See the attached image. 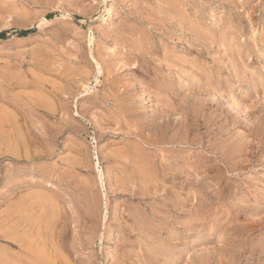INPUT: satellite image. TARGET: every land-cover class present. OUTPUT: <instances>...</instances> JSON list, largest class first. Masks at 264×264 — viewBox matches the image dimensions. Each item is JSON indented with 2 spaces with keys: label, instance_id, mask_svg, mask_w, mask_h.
I'll return each instance as SVG.
<instances>
[{
  "label": "rangeland",
  "instance_id": "obj_1",
  "mask_svg": "<svg viewBox=\"0 0 264 264\" xmlns=\"http://www.w3.org/2000/svg\"><path fill=\"white\" fill-rule=\"evenodd\" d=\"M0 34V264H264V0H0Z\"/></svg>",
  "mask_w": 264,
  "mask_h": 264
},
{
  "label": "bare ground",
  "instance_id": "obj_2",
  "mask_svg": "<svg viewBox=\"0 0 264 264\" xmlns=\"http://www.w3.org/2000/svg\"><path fill=\"white\" fill-rule=\"evenodd\" d=\"M93 59V58H92ZM97 64V63H96ZM97 66H98V64H97ZM100 68V67H99ZM84 86V85H83ZM211 90H213V92L218 96V98H220V99H222V100H224V104H226V105H228V106H230L231 108H237L238 110H239V112L241 113V114H243L244 113V109L237 103V101L232 97V96H227V95H225L224 93H222V92H220V90L218 91L217 89H211ZM221 101V100H220ZM72 105V104H71ZM238 112V111H237ZM137 146V145H136ZM142 148V147H141ZM136 150V149H135ZM142 150V149H141ZM146 150V149H145ZM147 152V151H146ZM133 153H135V152H133ZM140 153V152H139ZM148 155V154H147ZM150 155V154H149ZM132 156H133V154H132ZM142 157V156H141ZM141 157H140V159H141ZM147 157H149V156H147ZM132 158H134V157H132ZM147 159V158H146ZM149 159H151V158H149ZM142 160V162H144L143 161V159H141ZM59 161V160H58ZM136 161V160H135ZM96 162V161H95ZM136 162H139V161H136ZM149 162H150V160H149ZM97 163V162H96ZM148 164V162H145V164ZM134 164H135V162H134ZM137 165V168H135L136 170H134L133 171V173L139 178V176L140 177H143V176H146V171H144L143 170V168H142V165L140 166V165H138V163L136 164ZM152 165V164H151ZM150 165V166H151ZM147 166V165H146ZM73 167V166H72ZM88 167V166H87ZM96 167V166H95ZM133 167V166H132ZM134 167H136L135 165H134ZM85 168V167H84ZM149 168V167H148ZM61 169V168H60ZM93 169V168H92ZM151 169V168H150ZM55 170V169H54ZM54 170H52V171H54ZM95 170H98V169H95ZM133 170V169H132ZM147 170V169H146ZM56 171V170H55ZM131 172V171H130ZM58 174V173H57ZM97 174V173H96ZM151 176V175H150ZM137 177L135 178V180L137 179ZM148 177V176H147ZM131 178V177H130ZM132 179V178H131ZM134 179V178H133ZM141 181H143L142 179H140ZM149 180V179H148ZM147 180V181H148ZM151 180V179H150ZM152 181V180H151ZM137 182H139V181H137ZM146 182V181H145ZM149 182V181H148ZM139 183H141V182H139Z\"/></svg>",
  "mask_w": 264,
  "mask_h": 264
},
{
  "label": "trees",
  "instance_id": "obj_3",
  "mask_svg": "<svg viewBox=\"0 0 264 264\" xmlns=\"http://www.w3.org/2000/svg\"><path fill=\"white\" fill-rule=\"evenodd\" d=\"M22 33H23L22 35H26V34H28L29 32H28V31H24V32H22ZM4 35H5V34H0V40L4 38Z\"/></svg>",
  "mask_w": 264,
  "mask_h": 264
}]
</instances>
